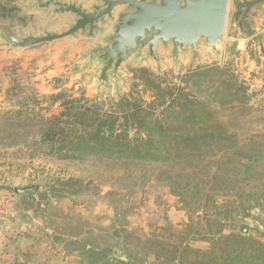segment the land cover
<instances>
[{
    "label": "rangeland",
    "instance_id": "374dc122",
    "mask_svg": "<svg viewBox=\"0 0 264 264\" xmlns=\"http://www.w3.org/2000/svg\"><path fill=\"white\" fill-rule=\"evenodd\" d=\"M21 1L14 3L18 8L14 18L0 22L13 28L22 27L24 31L28 25L36 32L42 30L41 25L48 19L27 12V5L21 6ZM236 2L229 3L221 56L201 49L195 60L188 54L174 62L168 52L162 51L160 73L154 62L142 65L131 61L124 67V80H114L111 89L96 81L97 66H85L80 60L81 52L91 45L88 41L63 40L24 51L0 49V112L9 108L5 91L14 77L24 86L34 88L40 96L57 93L54 80L61 79L59 86L64 90H74L76 95L84 91L90 99H105L129 93L134 82L132 71L139 67L149 68L177 84L193 70L217 67L226 71V75L204 78L203 90L211 92L214 86H219L224 91L222 101L246 102L237 120L234 121L228 109L225 120L242 141L261 149L264 146V45L255 37V7L246 13L243 9L239 17ZM59 24L50 22L49 27L55 29ZM236 83L237 88H245L240 99L228 97L229 88L234 90ZM191 88L196 96H202L194 84ZM56 112L54 108L53 113ZM23 148L19 152L17 148L0 145V188L39 186L40 195L32 191L15 198L5 190L0 191V209L5 212L0 213V264H105V260L109 264H119L120 260L160 264L149 254L151 238L155 234L166 236L167 227L174 228L187 221V216L165 183L157 181L153 168L117 167L101 159L83 163L44 155L35 157ZM69 178L81 182L65 185ZM237 221L249 226L247 234L264 233V201L252 208L249 216ZM236 222L235 225L226 222V234L240 231ZM193 245L202 249L209 246L205 242ZM85 249L94 250L96 255L87 259Z\"/></svg>",
    "mask_w": 264,
    "mask_h": 264
},
{
    "label": "trees",
    "instance_id": "16d2710c",
    "mask_svg": "<svg viewBox=\"0 0 264 264\" xmlns=\"http://www.w3.org/2000/svg\"><path fill=\"white\" fill-rule=\"evenodd\" d=\"M16 1L0 0V21L14 18ZM249 6L239 4L237 16ZM132 74L129 93L105 99L64 90L61 79L54 80L57 93L40 96L11 78L5 91L9 108L0 112V145L19 152L25 147L35 157L153 168L157 181L165 183L187 216V221L167 227L166 236L151 238L149 254L160 264H264V233H225L226 222L235 225L264 201V146L250 147L225 120L226 109L237 120L246 102L222 101L219 86L211 89L214 95L202 87L204 78L222 77L226 71L199 68L180 84L146 67ZM193 84L202 96L194 94ZM234 86L228 97L240 99L245 88ZM80 182L69 178L65 185ZM0 189L15 198L29 194ZM196 242L209 246L198 248ZM95 255L85 249L87 259Z\"/></svg>",
    "mask_w": 264,
    "mask_h": 264
},
{
    "label": "water",
    "instance_id": "95a60500",
    "mask_svg": "<svg viewBox=\"0 0 264 264\" xmlns=\"http://www.w3.org/2000/svg\"><path fill=\"white\" fill-rule=\"evenodd\" d=\"M230 0H22L27 12L44 15L42 30L24 31L0 22V49L24 51L62 40L88 41L81 52L85 66H97L100 86L111 89L131 61L154 62L160 73L161 52L177 62L198 58L201 49L221 56ZM60 22L57 28L50 22ZM39 186L15 187L16 195L38 192ZM240 232L249 226L237 221Z\"/></svg>",
    "mask_w": 264,
    "mask_h": 264
},
{
    "label": "crops",
    "instance_id": "0c3cea01",
    "mask_svg": "<svg viewBox=\"0 0 264 264\" xmlns=\"http://www.w3.org/2000/svg\"><path fill=\"white\" fill-rule=\"evenodd\" d=\"M245 2L250 3L249 9L255 7V37L263 41L264 45V0H245ZM241 3H244V0L236 2V13H238L237 6Z\"/></svg>",
    "mask_w": 264,
    "mask_h": 264
},
{
    "label": "built area",
    "instance_id": "2783aa9c",
    "mask_svg": "<svg viewBox=\"0 0 264 264\" xmlns=\"http://www.w3.org/2000/svg\"><path fill=\"white\" fill-rule=\"evenodd\" d=\"M2 212L5 213L3 209L2 210L0 209V213H2Z\"/></svg>",
    "mask_w": 264,
    "mask_h": 264
}]
</instances>
